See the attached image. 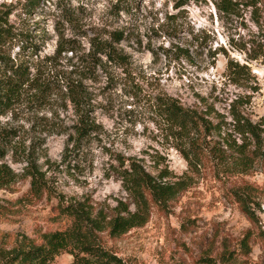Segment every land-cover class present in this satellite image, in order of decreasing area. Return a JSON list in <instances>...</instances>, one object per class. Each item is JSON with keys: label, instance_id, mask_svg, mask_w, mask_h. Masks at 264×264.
Returning a JSON list of instances; mask_svg holds the SVG:
<instances>
[{"label": "rangeland", "instance_id": "obj_1", "mask_svg": "<svg viewBox=\"0 0 264 264\" xmlns=\"http://www.w3.org/2000/svg\"><path fill=\"white\" fill-rule=\"evenodd\" d=\"M182 1L39 0L31 9L29 0H0V14L9 12L7 22L14 32L38 47L37 67L47 84L42 105L15 119L7 114L0 125L17 127L26 145L40 140L39 164L50 160L55 194L28 198L26 178L0 190V204L6 207L0 217V233L8 235L5 246L22 237L40 243L44 233L66 229L70 218L58 212L60 197L85 198L97 208L125 200L112 167L119 157H132L154 176L167 171L166 181L185 179L188 189L165 211L152 205L143 227L120 239H105L125 264H264V239L258 236L264 231V161L255 160L240 172L232 162L220 163L200 149L197 165L188 166L182 152H188L189 139L197 135L204 146V130L173 138L155 103L157 97L171 96L212 126L222 127L220 133L213 129L210 138L221 141L225 136L229 144L233 138L239 142L232 131V109L253 123L263 120L264 2L237 0L223 14L217 0H188L177 7ZM115 31H124L114 46L125 55V63L100 55L99 64L87 61L90 42H110ZM58 46L63 50L59 55ZM8 48L14 56L19 44L9 43ZM249 55L259 59L248 62ZM229 63L247 66L249 72L237 68L234 74ZM71 72L89 92L96 131L76 147L70 144L64 157L66 137L40 134L35 125L54 116L55 123L72 121L61 85ZM236 98L239 103H233ZM11 167L18 173L21 168ZM235 190L249 195L259 223L251 224L241 213ZM248 232L251 251L244 256L238 247ZM225 250L235 252L229 263L221 257ZM71 261L62 254L53 264Z\"/></svg>", "mask_w": 264, "mask_h": 264}, {"label": "trees", "instance_id": "obj_2", "mask_svg": "<svg viewBox=\"0 0 264 264\" xmlns=\"http://www.w3.org/2000/svg\"><path fill=\"white\" fill-rule=\"evenodd\" d=\"M187 1H182L177 7L186 4ZM253 1L264 2V0ZM29 2L31 9H34L39 0H29ZM216 3L219 13L226 14L234 9L237 0H217ZM8 16L9 12L0 14V119L7 114L15 119L18 113L40 106L47 89L46 82L42 80L41 68L37 67L38 47L14 32L13 27L7 22ZM123 38L124 31H115L110 33V42L96 44L92 40L91 49L84 57L87 61L95 59L97 64L101 63L99 55L105 56L111 62L125 63V55L118 53L114 46ZM12 42L19 44L14 56L8 48V44ZM58 47L59 55L63 50L61 46ZM33 57H37L36 62L31 61ZM257 59H259L257 55H249L246 58L248 62ZM233 65L235 70L232 68ZM237 68L249 72L247 66L240 67L238 63L227 65V69H231L234 74ZM72 72L63 78L61 84L65 90L66 102L72 111V121L65 125L62 120L55 123L57 117L54 116L42 126L35 125L41 128L40 134L66 137L64 157L69 151L70 144L76 147L96 131L95 122L91 117L89 92L83 87L80 79L72 78ZM155 103L161 116L171 127L173 138L183 139L190 132L200 134L204 130V137L201 139L204 146L200 147L198 144L200 139L198 140L197 135L189 139L188 152H182L188 166L197 165L200 149L207 154V157L212 156L220 163L232 162L240 172L248 170L255 160L264 161V119L253 123L232 109V131L239 136V142L233 138L232 143L229 144V138L225 136L221 141L210 138L213 129L219 130L220 133L222 127L212 126L195 111L189 107L185 108L171 96L157 97ZM233 103H239V98ZM33 127L34 124L31 125L32 129ZM39 142L40 140L38 143L32 140L26 145L17 127L9 122L0 125V190L10 188L19 178H26L29 185L26 191L28 198L38 200L54 194L52 180L48 176L51 162L45 158V161L39 164L40 155L37 154ZM35 144L37 147H34ZM11 164L21 166L19 173L13 170ZM112 168L126 193L125 200L120 199L113 205L97 208L85 198L65 200L60 197L58 212L70 218L67 228L44 233L40 243L27 237L17 238L9 247L5 246L8 235L0 233V264H53L62 254H69L72 257L70 264H125L117 253L107 247L105 239H120L130 233V230L143 227L150 219L152 205L165 211L170 202L188 188L185 179L166 181L169 176L167 171H161L154 176L132 157H119L117 165ZM233 194L241 213L247 220L251 224L259 223L257 209L249 206L251 203L249 195L240 190H235ZM5 211L6 207L0 204V217L4 216ZM258 236L264 239V231L258 233ZM251 238L252 234L248 232L240 240L238 247L240 254L247 256L250 253ZM234 256V251L225 250L221 257L224 262L229 263Z\"/></svg>", "mask_w": 264, "mask_h": 264}]
</instances>
